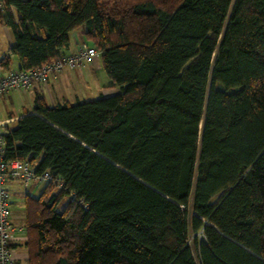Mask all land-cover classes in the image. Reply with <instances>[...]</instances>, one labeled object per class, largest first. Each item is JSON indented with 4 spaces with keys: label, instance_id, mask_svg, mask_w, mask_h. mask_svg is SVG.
Returning a JSON list of instances; mask_svg holds the SVG:
<instances>
[{
    "label": "trees",
    "instance_id": "trees-1",
    "mask_svg": "<svg viewBox=\"0 0 264 264\" xmlns=\"http://www.w3.org/2000/svg\"><path fill=\"white\" fill-rule=\"evenodd\" d=\"M0 1L21 69L84 25L120 88L7 126L62 182L27 200L29 264H264V0Z\"/></svg>",
    "mask_w": 264,
    "mask_h": 264
},
{
    "label": "crops",
    "instance_id": "crops-1",
    "mask_svg": "<svg viewBox=\"0 0 264 264\" xmlns=\"http://www.w3.org/2000/svg\"><path fill=\"white\" fill-rule=\"evenodd\" d=\"M0 35L4 38V45L0 46V76H4L7 75L10 70L20 68L21 62L16 55L10 54V48L13 45V35L10 28L5 25H0ZM83 44L92 45V42L87 39L86 30L79 27L70 33V45L69 47L62 49L61 52L62 54L74 53ZM5 56H10L9 64H2L1 61ZM89 62L98 69L102 67L100 54L92 58ZM83 73H85V71H83ZM84 82H88L85 74L81 75L75 72L74 69H66L57 77L51 79L46 85L36 83L34 86L26 90H14L15 92L10 91L6 93L8 95V102H4V105L0 107V121L12 119L9 125L15 126L16 121L25 111L32 112L34 98L37 93L42 94L50 106H55L64 101L71 102V97L74 96L75 98H78L77 90L81 92L86 91L87 88H82ZM118 92V87L113 86L111 83L105 87L102 95L108 96ZM89 95H93L91 90ZM26 97H28V102L26 101ZM45 186L46 183L43 184L42 182L36 181L25 183L14 179L8 180L11 219L18 229L17 237L13 242L16 264H29L28 249L25 244L27 200L29 198H38L45 189Z\"/></svg>",
    "mask_w": 264,
    "mask_h": 264
},
{
    "label": "built area",
    "instance_id": "built-area-1",
    "mask_svg": "<svg viewBox=\"0 0 264 264\" xmlns=\"http://www.w3.org/2000/svg\"><path fill=\"white\" fill-rule=\"evenodd\" d=\"M98 54L99 51L93 45L83 44L76 52L61 54L55 60L37 69H12L7 75L0 76V96L13 90L29 89L36 83L46 85L64 70L82 67ZM11 120L0 121V264H16L13 242L17 237L18 229L11 219L8 180L14 179L25 183L35 181L46 184L55 183L59 187L62 185L61 180L57 179L52 172L48 170L39 172L36 165L28 160L5 158V135Z\"/></svg>",
    "mask_w": 264,
    "mask_h": 264
},
{
    "label": "rangeland",
    "instance_id": "rangeland-1",
    "mask_svg": "<svg viewBox=\"0 0 264 264\" xmlns=\"http://www.w3.org/2000/svg\"><path fill=\"white\" fill-rule=\"evenodd\" d=\"M81 28L83 30H85L84 25L81 26ZM3 41H4V38L0 35V46L4 45ZM74 71L81 74V75L85 74L87 76L88 82H84L83 86H82V88H87L86 91L81 92V91L77 90L78 98H75L74 96L71 97L70 98L71 103H75L78 100L79 101H85V100H91V99L98 98L102 95L105 87L108 84L112 83L111 78L108 76V74L106 73V71L104 70L103 67H100V69H98L94 65H92V63H90V62L85 63V65L82 67H79V69L75 68ZM83 71H85V73H83ZM118 89L120 91V88H118ZM90 90L93 92L92 96L89 95ZM78 92H81V93H78ZM72 95H74V94H72ZM27 100H28V97H26V101ZM4 102H8V95L7 94H3L0 96V107H2L4 105ZM28 105H30V104H28ZM28 183H30V182H28ZM43 184H45V183H43ZM56 186L59 189V186L58 185H56ZM70 198L66 197L64 200H62L60 207H59L60 210L63 209V207L65 206V204H67V202L70 200ZM217 198L218 197H216V199ZM216 199H214V201Z\"/></svg>",
    "mask_w": 264,
    "mask_h": 264
}]
</instances>
